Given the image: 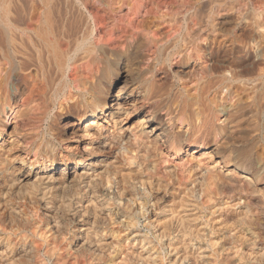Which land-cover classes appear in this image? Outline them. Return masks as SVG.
<instances>
[{
	"label": "bare ground",
	"instance_id": "6f19581e",
	"mask_svg": "<svg viewBox=\"0 0 264 264\" xmlns=\"http://www.w3.org/2000/svg\"><path fill=\"white\" fill-rule=\"evenodd\" d=\"M90 3L0 0V264H264V0Z\"/></svg>",
	"mask_w": 264,
	"mask_h": 264
},
{
	"label": "rangeland",
	"instance_id": "374dc122",
	"mask_svg": "<svg viewBox=\"0 0 264 264\" xmlns=\"http://www.w3.org/2000/svg\"><path fill=\"white\" fill-rule=\"evenodd\" d=\"M21 1V4L23 3V5L25 6H27L28 5V3H29V0H20ZM126 1V0H125ZM143 2V6L140 8V13L137 15V16H134L135 18H133V20H132V24L131 25H129V29H128V27L126 28L125 27V23H127V22H125L126 20H129V19H132V17H133V14H128V13H130V11H128V10H130V9H128L129 7H130V5H132V2H133V4H135L136 2ZM135 1H131L130 0V2H129V0H128V2H129V6H127V5H123L121 8H119L118 9V6L116 5V4H113V2L111 1V0H90V7L91 6H93V7H100V5H102V4H104L103 6H101L100 8H99V13L101 12V10L103 11V13H105L104 15H103V13L101 12L100 14H98V11H95L93 8H90L89 10L91 11V9H93V11H95L97 14H95V12H91V15H93V16H91V20H93V25L94 26H96V28H98L99 26H103L104 25V30H107V29H109V27H110V25H111V27L112 26H114L113 25V22L115 23V25L117 26H115V28H116V30H117V28L119 29V30H115V28H114V30H113V34H112V37H114V36H116V35H118V33H119V31L121 30L122 32H123V34H121L122 32H120L119 33V35L121 34V35H124L125 33H127V31H128V33L127 34H129V33H131L132 34V32H133V29H132V31H130V26H131V28L132 27H134V31H138L139 29H135V28H137V27H139V22H140V20L139 19H141V17H143L144 15H146L149 11H151V10H154V9H156V8H161V9H163L166 5H167V3L169 2V1H171V0H168L167 1V3H165V4H162V3H164V2H166V0H135ZM149 1V2H148ZM93 2H94V4H95V6L93 5ZM98 2H100V3H98ZM108 2V3H107ZM99 5H98V4ZM110 3V4H109ZM160 3V4H159ZM147 4V5H146ZM151 4V5H150ZM155 4H156V6H155ZM107 5L108 6H110V7H108V8H110V9H108V10H112L113 12H111V11H109L108 12V10H107V8H106V10H104V8L105 7H107ZM146 5V6H145ZM112 6V7H111ZM160 6V7H159ZM103 7V8H102ZM148 7H149V9H148ZM155 7V8H154ZM113 8H115L114 10H116V11H114L113 10ZM118 10H117V9ZM145 8V9H144ZM128 9V10H127ZM165 9V8H164ZM163 9V10H164ZM132 10V9H131ZM149 10V11H148ZM106 11V12H105ZM147 11V12H146ZM124 12H126V14L124 13ZM93 13V14H92ZM14 14H16V15H18V9H16L15 10V13ZM109 14H110V16H109ZM116 14V15H115ZM127 14L129 15L128 17H127ZM15 15V16H16ZM124 15V16H123ZM108 18V20H107V18ZM98 17V18H97ZM112 17H114V18H116L115 20H117L118 18H120L119 20H117V21H119L118 23H117V21L115 22L114 20H112L113 18ZM124 17V19H122ZM96 18V19H95ZM112 18V19H111ZM99 20V21H98ZM122 20H124V22L122 21ZM138 20H139V22H138ZM97 21V22H96ZM111 21H113V22H111ZM134 21V22H133ZM94 22H96V24L94 23ZM98 22H100L99 24H97ZM103 22V23H102ZM106 24H109V27L107 26V28L105 27L106 25H105V23ZM111 22V23H110ZM103 25H102V24ZM117 23V24H116ZM124 24V25H123ZM137 25V26H134V25ZM99 25V26H98ZM120 25V26H119ZM124 28V29H123ZM128 29V30H127ZM104 30H102V31H104ZM117 34H116V33ZM122 39V38H121ZM122 42V41H121ZM107 43H109V42H107ZM178 58H176L175 59V61L177 60ZM173 62V64L171 65V67H170V69L171 70H173V71H175V70H179L178 69V66H179V63H177L176 65H175V63L176 62ZM201 62V61H200ZM159 72V71H158ZM157 72V75H158V77L157 78H163V77H165L166 76V74H163L161 71L158 73ZM160 75H162V76H160ZM11 91H12V89H11ZM25 95V96H24ZM27 95H28V91H26L25 92V94L23 93V95L22 94H20V96L18 97V102L20 103V104H22L23 102H24V100H22L23 98H26L27 97ZM23 96V97H22ZM22 97V98H21ZM21 98V99H20ZM20 100H21V102H20ZM23 101V102H22ZM26 102V101H25ZM24 102V103H25ZM23 103V104H24ZM70 259V258H69ZM71 261V260H70ZM70 263H74L73 262V260L70 262Z\"/></svg>",
	"mask_w": 264,
	"mask_h": 264
}]
</instances>
